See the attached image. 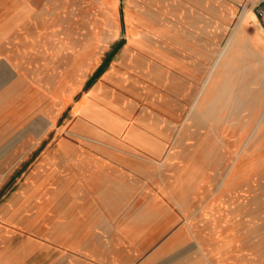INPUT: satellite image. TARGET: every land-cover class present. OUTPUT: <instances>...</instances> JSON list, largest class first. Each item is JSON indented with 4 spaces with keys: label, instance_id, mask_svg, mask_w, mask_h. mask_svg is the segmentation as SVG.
I'll use <instances>...</instances> for the list:
<instances>
[{
    "label": "rangeland",
    "instance_id": "obj_1",
    "mask_svg": "<svg viewBox=\"0 0 264 264\" xmlns=\"http://www.w3.org/2000/svg\"><path fill=\"white\" fill-rule=\"evenodd\" d=\"M178 3L0 0V133L33 149L0 264H264L251 6Z\"/></svg>",
    "mask_w": 264,
    "mask_h": 264
},
{
    "label": "crops",
    "instance_id": "obj_2",
    "mask_svg": "<svg viewBox=\"0 0 264 264\" xmlns=\"http://www.w3.org/2000/svg\"><path fill=\"white\" fill-rule=\"evenodd\" d=\"M176 1L180 2V4L178 3L179 5L184 4L185 6H194V7H209L215 5L225 7L232 5L237 7L243 6L246 8L248 6H251V10H246L244 12L243 19L241 20L243 24V29L239 32L237 37L248 38L249 55L264 56V12L262 15H258L256 9L260 0H176ZM237 54L240 55V53ZM10 124H11V118L8 126L4 128L5 132L0 133V200L4 198H7L9 200H16L18 197L26 198L25 194L24 196H22V194L21 195L19 194L18 196V190L16 189L17 175L22 172L21 168L23 166H26L32 160V155H33L32 146L30 147L24 146L18 148L16 142V131H15L16 128L13 127L15 125H11L12 126L11 127ZM4 135H7V137H5ZM18 151L21 152V155H18ZM27 152H30L31 154L29 153L26 154ZM18 156H20L21 159ZM62 157H64V155H62ZM77 157H78L77 155H74L72 161L74 163L78 162L80 164V160H77ZM64 161L65 160H63V162ZM69 161L70 160H68V163ZM97 166H103V165L99 164ZM104 166H106V164H104ZM24 173H25L24 185L26 186L27 184H31L33 182V179L31 177L32 173L31 176L29 177H27L26 175L27 170H25ZM22 192L24 191L22 190L19 191V193ZM11 204L12 202L10 201L8 204L5 205V207L7 206L10 207ZM0 215H7V213H5L4 210L2 211L1 207H0ZM146 235H149V233H147ZM170 237L171 239L167 241L168 243L172 240L174 241V239H177V234H172ZM146 239H148V237ZM162 248L163 245L157 246V248L154 251L153 257L157 258L156 257L157 255H159L160 257L161 254L164 252ZM163 258L164 256H162V258L159 259V262L161 263L165 262L163 261L164 260Z\"/></svg>",
    "mask_w": 264,
    "mask_h": 264
},
{
    "label": "built area",
    "instance_id": "obj_3",
    "mask_svg": "<svg viewBox=\"0 0 264 264\" xmlns=\"http://www.w3.org/2000/svg\"><path fill=\"white\" fill-rule=\"evenodd\" d=\"M264 12V0H260V2L257 5V14L262 15Z\"/></svg>",
    "mask_w": 264,
    "mask_h": 264
}]
</instances>
